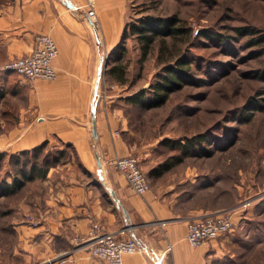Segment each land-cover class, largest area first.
Here are the masks:
<instances>
[{"label": "rangeland", "instance_id": "rangeland-1", "mask_svg": "<svg viewBox=\"0 0 264 264\" xmlns=\"http://www.w3.org/2000/svg\"><path fill=\"white\" fill-rule=\"evenodd\" d=\"M146 15L176 16L184 35L158 37L140 63L135 35L123 36L122 31L116 49L126 64L128 81L116 82L106 73L116 57L109 60V53H102L95 100L118 112L124 123L122 135L131 146L130 153L138 157L150 189L171 204L179 218L228 210L235 219L254 217L251 224L264 233V44L249 45L250 35L234 31L235 26H249L264 32V0H127V25ZM89 25L100 42V33ZM208 32L222 34L227 41L205 36ZM180 56L189 58L193 75L203 80L200 85H184L158 107L144 108L125 100L136 90L148 88L162 66ZM9 73L12 80L22 78ZM14 112L15 105L5 99L0 108L3 124L13 123ZM8 127L0 126V131ZM199 133L204 138L200 144L194 136ZM186 138L192 140L184 156L164 141L185 142ZM9 152L25 158L20 151ZM28 154L30 160L50 164L46 173L50 177L66 163L78 176H89L74 152L56 139L35 156ZM172 156L181 159L158 174H149ZM24 166L14 164L7 155L0 159V178L10 181ZM46 179L27 181L22 188L0 196V264L23 263L15 255L20 247L15 226L20 220L30 223L35 207L44 202ZM73 242L76 245L78 239ZM262 247L264 260V242Z\"/></svg>", "mask_w": 264, "mask_h": 264}, {"label": "crops", "instance_id": "crops-1", "mask_svg": "<svg viewBox=\"0 0 264 264\" xmlns=\"http://www.w3.org/2000/svg\"><path fill=\"white\" fill-rule=\"evenodd\" d=\"M95 8L100 42L82 10L76 12L63 0L0 1V64L30 52L38 33L49 34L58 50L53 80H12L9 71H0V108L8 98L15 105L13 123L3 124L0 117V126H9L0 131V149L21 151L56 139L70 144L89 171L87 178L80 177L66 163L56 176L46 175L44 202L35 207L30 223L20 220L15 226L20 244L15 255L22 264H105L86 244H73L87 240L97 223L116 237L136 239L140 248L124 254L122 264H155L160 254V264H264V233L251 224L254 217H236V230L193 246L185 238L187 221L209 212L179 218L153 190L135 194L112 165L131 146L122 135L118 112L94 96L101 54L117 45L127 24V0H95ZM93 101L96 138L91 132Z\"/></svg>", "mask_w": 264, "mask_h": 264}, {"label": "trees", "instance_id": "trees-1", "mask_svg": "<svg viewBox=\"0 0 264 264\" xmlns=\"http://www.w3.org/2000/svg\"><path fill=\"white\" fill-rule=\"evenodd\" d=\"M180 19L176 16H169L166 18L142 16L137 20L126 24L122 35L127 33L135 35L140 48L139 62L141 63L147 58L150 52L152 44L158 37H178L184 35L185 29L182 25H179ZM234 31L239 35H250L247 40L249 45L264 44V32H260L255 28L249 26H235ZM207 37L214 38L221 42L227 41V38L219 33L208 32L204 34ZM112 48L108 53V58L111 60V56H115L114 62L110 64L106 70V73L116 82L126 83L128 81L126 73V64L122 61V57L119 56L116 47ZM124 49V48H123ZM12 72V71H10ZM202 78H196L191 71V62L189 58L180 56L174 60L173 63H165L162 66L161 73L155 75V80L148 86V88H140L132 94L125 97V100L130 103L138 104L144 108L158 107L166 102L169 95L182 88L184 85H200ZM149 92L148 97H145V93ZM197 139L196 143L200 144L204 139L201 133L194 135ZM192 139H185V142L181 140H164L167 141V145L177 150H180V155H187V147L191 144ZM170 141V142H169ZM47 141L30 149L21 150L19 153L25 155V158L19 159L16 153H11L6 150L0 151V159L7 156L14 160V164H24V168H20L19 173H13L11 180L7 181L5 178H0V196L13 192L24 186L27 181L45 178L49 163L43 160V164H40L39 159H29V154L35 156L40 151ZM67 148L72 151L73 147L70 144H65ZM30 150V151H29ZM33 152V153H32ZM35 154V155H34ZM24 159H28L25 161ZM170 160H164L156 167L149 170V174H158L176 162L180 161V156H172ZM57 162V161H56Z\"/></svg>", "mask_w": 264, "mask_h": 264}, {"label": "built area", "instance_id": "built-area-1", "mask_svg": "<svg viewBox=\"0 0 264 264\" xmlns=\"http://www.w3.org/2000/svg\"><path fill=\"white\" fill-rule=\"evenodd\" d=\"M73 9L82 10L84 17L96 27L95 0H82ZM57 52L53 38L47 33H38L34 37L32 50L0 64V71H12L29 80H53L56 78L53 61ZM111 163L123 175L135 194H143L150 189V183L142 172L136 155H117ZM234 229V213L228 210L209 212L187 221L185 238L191 245L197 246L210 239L223 237ZM87 237V240L79 238L78 243L86 244L90 254L105 264H122L124 254L140 248L134 237H116L103 231L97 223L92 224ZM162 258L163 254H160L155 264H160Z\"/></svg>", "mask_w": 264, "mask_h": 264}, {"label": "water", "instance_id": "water-1", "mask_svg": "<svg viewBox=\"0 0 264 264\" xmlns=\"http://www.w3.org/2000/svg\"><path fill=\"white\" fill-rule=\"evenodd\" d=\"M63 1H64L65 4H66L67 6H69L70 8H73V7H74V4H73L70 0H63ZM98 82H99V79L97 80V83H98ZM90 115H91V124H92L91 132H92L93 137L96 138V137H97V134H96V131H95V101H93V102L91 103ZM108 190H109V192H110L112 198H113L115 201L118 202V200H117V198H116V196H115V194H114V191H113L112 189H110V188H108ZM122 209H123L124 212H125V209H124V208H122ZM125 214H126V212H125Z\"/></svg>", "mask_w": 264, "mask_h": 264}]
</instances>
